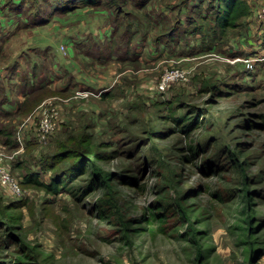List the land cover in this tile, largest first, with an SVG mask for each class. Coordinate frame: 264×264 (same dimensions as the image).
Instances as JSON below:
<instances>
[{
	"label": "rangeland",
	"instance_id": "rangeland-1",
	"mask_svg": "<svg viewBox=\"0 0 264 264\" xmlns=\"http://www.w3.org/2000/svg\"><path fill=\"white\" fill-rule=\"evenodd\" d=\"M209 1L102 0L18 30L20 15L49 2L0 0V101H23L32 86L17 78L50 77L60 59L75 77L115 81L109 98L57 84L33 111L0 112V264H264V0H248L253 14L214 46L190 20ZM108 8L115 45L127 26L144 30L127 39L138 44L131 60L100 68L71 39L108 24ZM10 20L16 34L2 32ZM46 43L50 57L25 51ZM45 158L77 170L58 193L23 182ZM39 170L43 181L55 173Z\"/></svg>",
	"mask_w": 264,
	"mask_h": 264
},
{
	"label": "trees",
	"instance_id": "trees-1",
	"mask_svg": "<svg viewBox=\"0 0 264 264\" xmlns=\"http://www.w3.org/2000/svg\"><path fill=\"white\" fill-rule=\"evenodd\" d=\"M9 1L10 3L14 4L13 0H9ZM45 1L46 0H44V2ZM47 2H49L50 4L49 7H51V10L35 9V10H30L24 13L25 17L21 18L20 20L21 23H19L20 26L18 30L20 29V27L24 29H30V30H32L31 27L34 28L35 26H38L41 28L46 27L50 25L51 23H46V24H43V23L48 22L54 13L58 14V13H64L66 11L68 12V10L71 11L72 9L76 8L77 6H81V5L98 4V3H101L102 0H51V1L47 0ZM18 4H22V3H18ZM196 6L197 4L193 5V10H196L195 9ZM199 6H203V3L201 2ZM108 10H109L108 19L109 18L111 19L110 23L112 24V30H113L112 34L109 33L111 35L109 37V40L107 38L108 41L105 42L101 39L100 36L91 35L87 39L85 38L79 39L78 44H79V47L84 52L89 54L92 58H95V57L104 58V57H109L113 54H120V59L118 60V62L124 63V62L131 60V56H133V52L131 49V41L133 40H136V42L139 41L140 39H138L137 35H140L144 29H142L141 27L135 28L133 26H127V29L131 30V34H129L128 36L124 38L125 41L121 42L118 45H115L113 37H114L115 31L119 28L120 25L118 23V20L113 21L112 18L117 17L118 14L116 16H113L114 14L113 11L109 8ZM207 10H208L207 14L206 13L202 14L198 11L201 15L194 12L193 16L191 14L192 18L190 17V20H192V22L197 23L193 25L194 30H197L198 31L197 34L201 35L202 42H206L209 46L217 45V43L220 40H224V38L228 36L230 29L238 28L243 23L244 19L248 18L249 16H251V14H253L252 7L248 0H210L208 2ZM210 14H212L213 16L212 20L209 18ZM130 15L131 14H129V16ZM206 17H208V20L211 24L209 25L200 24L206 20ZM56 19L58 18L56 17ZM106 22L107 20L105 21V23ZM128 23H130V21ZM144 25H146V22H144ZM45 29H48V27ZM16 33L17 31L15 32V34ZM127 39L131 41H128ZM156 43L158 45H161V44L168 45V43L166 42H163V43L156 42ZM50 45L51 44L44 45L41 48V50L25 49V51H34V52L43 51V52H47L50 57L53 53V50L50 47ZM123 55H127L128 59H123L125 57ZM53 57H54V54H53ZM133 61H138V60L134 59ZM20 64H23L21 59L19 62L17 60V62L13 63V65L10 64L9 70L11 69V67L15 65L13 67V73L19 74L21 72V67H19ZM0 71H4V70L0 69ZM0 74L2 73L0 72ZM68 74L69 73L67 72V70H65V75H68ZM46 78H48V75H46L43 72L42 73L39 72L37 69H36V72L33 71L32 75H27L26 73L24 76V73H23L21 78H17L19 85L20 84H24V85L31 84L32 90L24 94L25 99L20 102V105L18 103V108H17L16 113L18 111L25 113V112L33 111L35 109L34 106L41 100V97H35V96L38 93L43 94L45 92L44 89H46L48 85L35 87L34 84L35 83L37 84V82H42ZM24 80H27V82L24 83ZM113 89L114 87L111 90L102 94V97L109 98L111 96V91H113ZM0 90H4V88ZM10 98L11 97L8 95L7 99H5L4 97L0 101L1 116H8V115L13 114L11 110H8L6 108V104L12 100ZM182 130H186L187 132H189V127L188 126L183 127ZM2 132L5 134L7 133L6 135L9 137L11 136L10 144L13 143L14 147L20 146V140H23V139L20 138V135H18V133L17 134L16 132L14 133V131L9 128L3 129ZM67 155L70 156L69 154ZM37 165H39V168L42 169L44 172L47 170H51V171L55 170V173L53 172V175L49 176V181H43L41 177L43 172L39 170V168H36V169L34 168L33 171H29V170L27 171V173L24 176L23 182L26 185H32L34 187L45 189L47 192H52V193H58L63 188H65V186H68L69 184L68 182L73 176V175H69V173H74L77 171L75 167H72L71 169H67L64 172H61L60 170H56V169H60L61 167L58 168L57 163L52 161L51 158L49 159L45 158L44 160H42V163H39ZM101 172L103 171H101L100 169H97L96 171V173H98V176L101 175ZM69 190L74 191V190H71V188H69ZM75 193L76 192L74 191V194Z\"/></svg>",
	"mask_w": 264,
	"mask_h": 264
},
{
	"label": "crops",
	"instance_id": "crops-1",
	"mask_svg": "<svg viewBox=\"0 0 264 264\" xmlns=\"http://www.w3.org/2000/svg\"><path fill=\"white\" fill-rule=\"evenodd\" d=\"M21 3V0H17V1H14V4H10L11 5V8H15L17 7L18 9H20V7L22 6V4H15V3ZM10 3V2H9ZM21 10V9H20ZM13 13V12H12ZM22 14V13H21ZM107 14V13H106ZM20 17L22 18V15H20ZM82 18V17H80ZM12 21L10 20V23H5V25H3L1 28L2 30L4 29V31L2 32H7V31H10V35L11 34H14L17 30H16V27H17V24H12L11 23ZM104 24H101L99 26H94L93 24H91L89 22V25H86V33H77V35L74 37V40L76 41V43L71 39V43H74L75 45H77L79 47V44H78V41L79 39L81 38H89L91 35H94V36H100L101 39L105 42H107L109 40V33L110 31H112V24L109 22L108 24H106L105 22H103ZM36 28H41V27H38V26H35ZM97 31L100 32V35L97 34ZM87 34H90V35H87ZM111 36V35H110ZM66 37H70V34L69 32H66ZM108 38V40H107ZM44 45H47L44 44ZM136 46H138L137 43L133 44L131 49H132V52H134L133 48H135ZM43 47L42 44L38 45L37 47L35 48H32L33 50L37 49V50H41V48ZM86 53V52H85ZM86 56H88L89 58H91L97 67H100V68H108L112 66V63L111 62H116L120 59V54H113L109 57H104V58H100V57H95V58H92L89 54ZM125 56L123 59H128L127 55H123ZM70 60H58V65H54V72L52 73V75L46 79H44L42 82H37L38 84V87L39 86H51V85H57V84H61L58 88L59 91H63V90H66V89H69L71 91H75V92H81V91H89L91 93H94V94H99V95H102L104 94L105 92L111 90L114 86H115V81L113 80H110L108 79V82L107 83H104V87H100L99 84H94L92 83V80H89L87 78H80L79 76L76 75V77L74 75H72L69 71L70 67L69 64H70ZM65 70H68V75H65ZM111 75H108L107 77H109ZM70 77L71 78H74L75 77V81H72L70 80ZM27 80H24V83H26ZM25 94V93H23ZM21 96V95H20ZM25 99V95H23L22 97V100ZM12 99L10 102H8L6 104V108L8 110H11L13 112H16L17 111V108H18V102L20 103L21 101H15L16 98H10Z\"/></svg>",
	"mask_w": 264,
	"mask_h": 264
},
{
	"label": "built area",
	"instance_id": "built-area-1",
	"mask_svg": "<svg viewBox=\"0 0 264 264\" xmlns=\"http://www.w3.org/2000/svg\"><path fill=\"white\" fill-rule=\"evenodd\" d=\"M252 62V61H251ZM253 64V62H252ZM179 71H176V74L174 75H178ZM47 124V127H50V125ZM24 144V142H21L20 146ZM4 182H7L8 185H10L16 192H20V184L19 182L12 176L10 175L8 172L6 173V175L4 176Z\"/></svg>",
	"mask_w": 264,
	"mask_h": 264
}]
</instances>
